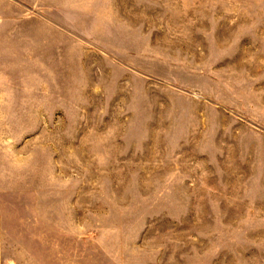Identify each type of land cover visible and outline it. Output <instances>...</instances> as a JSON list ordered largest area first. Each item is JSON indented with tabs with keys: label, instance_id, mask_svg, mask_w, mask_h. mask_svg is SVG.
I'll use <instances>...</instances> for the list:
<instances>
[{
	"label": "rangeland",
	"instance_id": "obj_1",
	"mask_svg": "<svg viewBox=\"0 0 264 264\" xmlns=\"http://www.w3.org/2000/svg\"><path fill=\"white\" fill-rule=\"evenodd\" d=\"M0 264H264V0H0Z\"/></svg>",
	"mask_w": 264,
	"mask_h": 264
}]
</instances>
